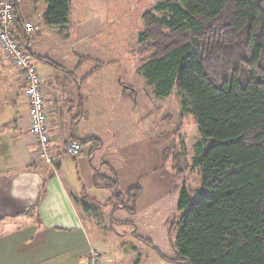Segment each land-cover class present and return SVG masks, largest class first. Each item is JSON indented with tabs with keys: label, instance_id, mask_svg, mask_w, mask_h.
Returning <instances> with one entry per match:
<instances>
[{
	"label": "trees",
	"instance_id": "obj_1",
	"mask_svg": "<svg viewBox=\"0 0 264 264\" xmlns=\"http://www.w3.org/2000/svg\"><path fill=\"white\" fill-rule=\"evenodd\" d=\"M45 2L43 23L64 26L72 0ZM154 10L138 36L149 52L142 74L158 95L174 91L201 137L192 161L200 188L194 200L184 188L178 197L176 256L157 254L174 264H264V0H164ZM113 178L111 215H134L140 186L120 192Z\"/></svg>",
	"mask_w": 264,
	"mask_h": 264
},
{
	"label": "crops",
	"instance_id": "obj_2",
	"mask_svg": "<svg viewBox=\"0 0 264 264\" xmlns=\"http://www.w3.org/2000/svg\"><path fill=\"white\" fill-rule=\"evenodd\" d=\"M75 2H71L64 26H47L42 18L47 5L43 11L35 10L29 14L27 10L16 9L14 0L15 30L31 53L42 79L56 171L53 172L36 156L38 145L29 134L22 76L0 57V264H84L90 250L98 253L89 233L100 221L97 208L100 200L97 197L102 199L101 204L109 201L104 205L109 221L128 228L134 236L133 226L115 223L131 220L113 219L119 212L131 215L123 208L111 215L113 195L106 198L104 191L109 189L107 181L112 183L114 180L113 172L117 175L118 191L125 192L135 184H127L125 190H121L120 172L115 168L114 160L101 155L106 139L120 154L127 150L125 145L130 138V126L126 122L118 124L114 114L109 116L107 133L103 135L104 130L100 129L105 123L106 93L111 87L120 100L128 102V98H132L128 86L121 90L122 84L113 72L112 62L95 65L89 71L85 67L86 56L66 46L72 41L71 20L74 18L76 25L83 21L79 8L74 7ZM89 14L94 16L91 7ZM27 21L37 22L40 31L24 34L22 25ZM79 31L73 37L74 43L87 44L94 35V31L85 32L82 28ZM52 43L57 50L68 54L67 63L53 62L41 48L43 44ZM111 119L115 121L113 125ZM91 139L101 142L98 149L94 150ZM68 141L81 143L83 151L78 156L65 155L62 147ZM163 154L164 150L162 160ZM140 198L136 202V211ZM115 246H120L117 249L123 254V245ZM122 262L123 258L117 261L118 264Z\"/></svg>",
	"mask_w": 264,
	"mask_h": 264
},
{
	"label": "rangeland",
	"instance_id": "obj_3",
	"mask_svg": "<svg viewBox=\"0 0 264 264\" xmlns=\"http://www.w3.org/2000/svg\"><path fill=\"white\" fill-rule=\"evenodd\" d=\"M15 1L16 9L21 12L27 10L29 14L46 8L45 0ZM162 1L76 0L74 4L76 10L79 8L83 21L76 25L74 18L71 20V40H75L73 37L79 34V28L85 32L94 31V35L87 44L71 41L66 46L86 56L84 62L89 71L95 65L112 62L113 72L122 84L121 90L128 86L132 98L124 102L116 96L113 87L109 92L105 87L108 92L104 107L106 127L101 124L100 129L104 130L103 135L107 133L109 116L115 114L118 124L126 122L130 126V138L125 145L127 150L121 154L106 139L101 155L114 160L115 168L120 172L121 190L124 191L127 184H135L140 186L142 192L135 215L119 212L113 219L131 220L135 234L156 249L136 239L128 228L112 224L104 209L109 201L101 204L102 199L97 197L100 200L97 206L100 221L94 225L97 228L90 229L89 233L99 253V264H118L117 261L122 258V264H174L163 261L157 251L168 259L175 258L178 223L183 213L177 210L179 194L184 188L189 198L194 200L200 188L199 172L192 167V161L198 153L196 145L201 140L194 119L190 115L180 117L179 101L174 91L169 96L158 95L155 86L144 78L141 71L149 57L147 49L138 43V36L144 31L142 15L147 11L156 14L154 8ZM90 7L94 16L89 14ZM41 48L53 62L60 65L67 63L68 54L57 50L55 44H43ZM113 122L111 119V125ZM207 147L208 144L202 143L203 149ZM162 150L166 151L163 160ZM113 194L110 188L104 191L106 198ZM116 204L119 203L114 199L113 205ZM117 244L123 245V254L117 249L120 246L116 248Z\"/></svg>",
	"mask_w": 264,
	"mask_h": 264
},
{
	"label": "built area",
	"instance_id": "obj_4",
	"mask_svg": "<svg viewBox=\"0 0 264 264\" xmlns=\"http://www.w3.org/2000/svg\"><path fill=\"white\" fill-rule=\"evenodd\" d=\"M14 0H0V57L9 62L22 76V95L28 107L29 134L38 145L36 156L42 159L53 172L56 171L55 157L51 155V138L48 133V107L42 94V79L34 65V59L26 44L15 30ZM37 22L27 21L22 25L24 34L40 31ZM83 151L79 142L68 141L62 152L78 156ZM99 254L90 250L84 264H99Z\"/></svg>",
	"mask_w": 264,
	"mask_h": 264
}]
</instances>
